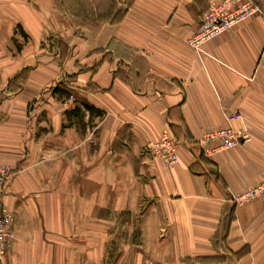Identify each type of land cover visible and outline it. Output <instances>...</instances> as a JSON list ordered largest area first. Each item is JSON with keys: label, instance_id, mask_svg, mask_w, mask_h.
Masks as SVG:
<instances>
[{"label": "crops", "instance_id": "0c3cea01", "mask_svg": "<svg viewBox=\"0 0 264 264\" xmlns=\"http://www.w3.org/2000/svg\"><path fill=\"white\" fill-rule=\"evenodd\" d=\"M89 1L120 18L93 27L55 0H0L16 232L0 264L114 250L123 264H264V199L232 201L264 177V0L202 55L188 39L208 0ZM229 125L249 141L206 155L198 139ZM163 131L179 141L171 166L148 150Z\"/></svg>", "mask_w": 264, "mask_h": 264}, {"label": "built area", "instance_id": "2783aa9c", "mask_svg": "<svg viewBox=\"0 0 264 264\" xmlns=\"http://www.w3.org/2000/svg\"><path fill=\"white\" fill-rule=\"evenodd\" d=\"M260 12L254 0H208L200 21L192 28L188 39L189 45L198 55L205 54L203 45L208 40L228 31L234 25ZM74 99L73 95L68 96ZM250 135L246 130H235L230 125L207 131L199 139L198 144L206 155L220 150L231 149L247 142ZM179 141L168 131H163L159 138L152 142L148 150L159 157L165 165H174L179 161ZM13 169L0 164V259L12 247L16 232L13 214L7 210L2 201L3 188ZM264 199V177L254 185L232 196L235 203Z\"/></svg>", "mask_w": 264, "mask_h": 264}, {"label": "rangeland", "instance_id": "374dc122", "mask_svg": "<svg viewBox=\"0 0 264 264\" xmlns=\"http://www.w3.org/2000/svg\"><path fill=\"white\" fill-rule=\"evenodd\" d=\"M93 1H96V0H93ZM97 1H99V3L97 4L99 6L98 8H104L105 7V1H103V0H97ZM55 3L57 6H59V8L65 7L68 12H70L71 14L76 16L79 23L82 22L85 25H89L91 23V26L94 25L95 21H96L95 23H98L97 22L98 20H96L97 16H95L96 12L93 11V6L89 0H55ZM97 13L99 16V12H97ZM102 244L104 245L103 248L106 249L105 243H102ZM119 245H120V243H118V248H120ZM116 248H117V246L114 245L113 249H116ZM115 252H116V250H114L113 256H112V254H110V252H109L108 256H105V252H104L102 258H100L101 264H123L122 259L115 256L116 255ZM7 253H9V251ZM7 253H5V254H7ZM90 260L91 259H89V258L81 257L78 260V262H79L78 264H93L92 261H90ZM125 260L126 261L124 262V264H127V259H125ZM129 260H130V264H137L136 258H130Z\"/></svg>", "mask_w": 264, "mask_h": 264}, {"label": "trees", "instance_id": "16d2710c", "mask_svg": "<svg viewBox=\"0 0 264 264\" xmlns=\"http://www.w3.org/2000/svg\"><path fill=\"white\" fill-rule=\"evenodd\" d=\"M95 16H97V18H96V20H98L97 22L98 23H95L94 22V25H93V27H96V26H98L101 22H104V21H106V20H110V21H117L119 18H120V16H121V12L119 11V10H116L114 13H112V15L111 16H105V14L104 15H99L98 16V14L97 15H95ZM84 17V16H83ZM91 22V21H90ZM90 25V24H89ZM88 108H90V109H92L91 107H88ZM204 260V259H203Z\"/></svg>", "mask_w": 264, "mask_h": 264}]
</instances>
